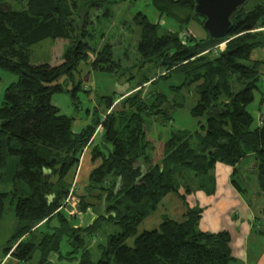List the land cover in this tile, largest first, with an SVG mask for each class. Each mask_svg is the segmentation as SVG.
I'll return each instance as SVG.
<instances>
[{
  "label": "trees",
  "instance_id": "1",
  "mask_svg": "<svg viewBox=\"0 0 264 264\" xmlns=\"http://www.w3.org/2000/svg\"><path fill=\"white\" fill-rule=\"evenodd\" d=\"M26 3L21 11L0 7V69L16 76L3 93L0 105V175L9 158H16L12 169L11 190L0 193V218L10 197L16 219L14 231L3 254L11 253L16 264H50L47 258L59 252L65 237L72 255L81 251L79 264H229L233 261L227 232L206 233L198 229L201 211L188 209L182 221L164 218L157 229L135 237L130 247L125 241L136 235L137 227L179 188L185 195L199 190V179H211L216 163L232 168L231 183L239 188L237 164L244 158L256 159L260 193L264 198V120L255 125L247 110L254 101L260 79V62L250 60L254 49L264 47V0H248L231 19V30L219 39L197 40L189 36L182 42L178 33L187 30L194 15V0H150L160 17L177 23L182 30L158 32L142 13L133 22L138 29L136 53L160 76H142L135 86L118 96L100 98L105 115L95 118L81 132L72 129V119L60 115L50 103L54 93L64 92L56 83L65 75L71 79L81 63L92 71L111 72L120 66L113 60V47L103 44L92 48L86 21L76 25L75 0H18ZM105 0H99L102 2ZM252 2L249 7L247 4ZM110 14L106 9L103 16ZM184 28V29H183ZM45 39L65 43L62 55L51 63L30 64L29 48ZM224 44V49L217 47ZM56 48L55 51H57ZM172 74L184 77L173 89L194 86L196 104L190 115L196 130H178L163 141L150 134V119L164 111L168 121L183 103L170 110L161 93L147 101L148 90ZM75 88V85L73 86ZM75 91V89H74ZM264 102V98H263ZM168 107V106H167ZM101 142L111 146L107 153L92 149V161L99 164L90 172L84 190L88 197L103 204L97 218L85 228L73 227V217L60 210L72 185L75 170L98 129ZM195 136L196 144L192 145ZM235 178V179H234ZM242 190V188L240 187ZM80 209L87 208L81 197ZM57 217L59 227L42 234L33 244L24 239L50 218ZM261 222L264 220L260 213ZM104 222L119 228L98 244L100 257L91 260L87 242L98 236ZM264 235V225L260 226Z\"/></svg>",
  "mask_w": 264,
  "mask_h": 264
},
{
  "label": "rangeland",
  "instance_id": "2",
  "mask_svg": "<svg viewBox=\"0 0 264 264\" xmlns=\"http://www.w3.org/2000/svg\"><path fill=\"white\" fill-rule=\"evenodd\" d=\"M77 7L73 10V19L76 25L82 26L86 21V29L89 31V36L85 39L88 45L92 48L99 49L103 44L110 43L113 47V60L120 61V66L115 67V71L101 72L92 71L88 63H81L77 70L73 72L71 79L62 75L58 78V84H62L64 92L54 93L51 96L50 103L58 109L60 115L66 116L72 119V129L75 133L81 132L84 128L92 124L95 118L102 120L104 118L105 109L100 103V98L108 97L111 95L118 96L123 91L131 90L137 81L142 76H160L162 69L153 70L151 64H145L143 67V60L140 59L136 53L137 45V32L138 29L135 26L133 20L138 13L145 15L150 22L158 23L159 34L165 31H180L182 28L175 22L160 17L157 11L152 6L150 0H105L98 2L99 0H75ZM253 1V0H252ZM252 2L247 4V7ZM9 4L14 11H21L26 8V3L18 0H0L1 5ZM106 9H109L110 14L103 16ZM184 29V28H183ZM186 36H194L197 40L205 38L206 32L203 29L200 20L193 18L187 26ZM188 32V33H187ZM181 31L178 33V37ZM52 39H45L29 48L30 51V64L35 65L37 63H51L55 56L59 58L63 53L65 43L61 46ZM56 48H58L57 51ZM224 49V45L221 46ZM217 51H220L219 46ZM16 81V76L12 75L2 69H0V105L2 103V97L5 88ZM184 82V77L178 74H172L166 79H161L151 87L146 86L144 93L147 92V101H152L157 98L156 93H161L166 103H163L160 109L170 110L169 108L174 103H183V106L176 107L173 111V120L168 121L165 119L166 115L163 111L161 115L150 119V134L154 137H160L163 141H166L171 133L178 130H186L193 133L196 126V119L191 117L190 110L196 104L197 95L194 90V86L184 87L180 90L173 89V87L179 86ZM75 85V88L73 86ZM258 91L254 93V101L247 107V110L252 114L255 119V125L258 123L259 113L264 114V106H261V93L264 90L262 81L258 82ZM75 89V91H74ZM262 91V92H261ZM157 100V99H156ZM168 106V107H167ZM99 128L93 139L98 142V148L107 153L111 150V146L103 145L101 142L102 130ZM96 143V142H95ZM196 144L195 136L192 139V145ZM16 163V158H9L8 165L4 171H1L0 175V193H8L11 190V176L12 169ZM242 167V165H240ZM235 179V178H234ZM236 181L242 188L243 200L247 204L250 212L257 213V208L264 202L260 197V190L256 177L249 175L248 179H242L240 176L236 177ZM199 185H203L199 190L206 195L215 194V173L213 171L211 179L202 178L199 179ZM84 192V191H83ZM259 192V195H258ZM80 193L77 186L74 190V196L78 202L76 209L78 214L80 211ZM85 193V192H84ZM184 194V190L180 187L177 194H169L164 198L158 206V208L137 227V233L135 236L128 238L125 244L128 246L133 245V241L136 236L144 231H152L158 228V225L164 218H169L175 221H182V216L188 211L189 206L185 203V200L179 197ZM262 196V195H261ZM85 197L87 195L85 194ZM91 197V196H90ZM93 198V197H91ZM91 199L86 198L87 207H91ZM92 201V200H91ZM93 203V202H92ZM96 204H98L96 200ZM14 204H12L9 197L5 203V210L2 218L0 219V256L3 248L6 245L7 240L10 238L15 227V216L13 212ZM84 211V210H83ZM236 212V215L234 213ZM233 222H240L245 217V208L243 204L234 206L227 214ZM256 215L254 214L253 217ZM226 218V217H225ZM184 219V218H183ZM224 219V218H222ZM209 219L204 220V224ZM232 225V224H231ZM229 227V226H228ZM231 230L235 239V246L238 247V231L240 226H237ZM198 229L200 224L198 222ZM119 231V228L112 223L104 222L102 228L94 239H89L87 242L89 251L91 253V259L96 262L100 256V252L97 249L98 244H105L107 235L114 234ZM243 235V234H242ZM71 250V246L68 245L66 240H63L60 245L61 254L65 255ZM239 248L235 251L236 255L239 253ZM76 256L81 255L79 251ZM38 257V251L33 253L31 259L32 264H36L35 260ZM62 263L68 264V261L61 259ZM75 262V261H72Z\"/></svg>",
  "mask_w": 264,
  "mask_h": 264
},
{
  "label": "crops",
  "instance_id": "3",
  "mask_svg": "<svg viewBox=\"0 0 264 264\" xmlns=\"http://www.w3.org/2000/svg\"><path fill=\"white\" fill-rule=\"evenodd\" d=\"M262 30H264V28ZM250 60L254 62H260L259 81H262L264 86V47L254 49L250 55ZM262 91H261L262 93H261L260 104L263 107L264 90ZM124 93H126V91H123L121 94ZM258 118H259L258 120L260 121L264 120V114L260 112ZM97 146H98V142L94 138L91 144L84 151L79 166L75 170L72 182L76 181V186L78 191L82 192V194L80 193V197L85 196L86 193H84L83 191L87 186L88 176L90 172L99 164L98 160L93 162L91 158L92 149ZM240 165H242V167H240ZM256 166H257L256 160L252 157H247L239 161L237 167L239 168L240 171V177L244 180V179H248L249 175H252L256 177V181H257ZM214 173L216 179L215 194L206 195L202 191H196L195 193L185 195V203L188 204L189 209L194 208V209H199L201 211L200 219H199V224L201 229L200 231L206 233H218L224 231L229 234L231 255L233 257V261H231L229 264H264V235L261 234L259 231L263 221L261 222L258 219L260 218L261 210L264 207V202L263 205L261 204L257 208L256 211L257 213L250 212L247 204L243 200V196H242L243 191L240 189V187L237 188L235 187V185L231 183L232 168L221 163H216L214 167ZM261 195L260 197L263 201L264 198ZM86 198L92 200V201L90 200L91 207H87L84 211H80L81 215L72 218L73 227L85 228L88 225L92 224V222L98 216L97 212L94 211L93 207L96 206L98 212L104 210L103 204H100V202L98 201H97L98 204H96V200L92 199L91 197L87 196ZM241 204H243L245 208V217L241 219L239 223L236 221L233 222L232 219L227 214L234 206L236 207V205H241ZM254 214L256 215L255 217H253ZM234 215H236V212L234 213ZM181 218L183 220L184 217L182 216ZM205 219H209L206 224H204ZM238 225L240 226L237 234L239 243H238V247H236L235 239L233 237L231 230L235 228V232H236ZM58 227L59 224L57 221V217H52L46 223L41 224L37 229L33 230L29 235L25 236L24 239L33 244H37L40 241L42 234H52V232L56 230ZM63 240H66V242L68 243L65 237L62 239V241ZM238 248H239L238 250L239 253L238 255H236L235 251ZM3 250L0 256V264H16L17 261L11 255V253L9 252L6 255H4ZM70 252L71 250L67 252L65 255L61 254L60 246H59V252L50 253L47 258V261L50 264H65L60 261L61 259H63L68 261V264H79L80 256L75 255L78 252L69 255ZM38 259H39V252H38V257L35 260L36 263Z\"/></svg>",
  "mask_w": 264,
  "mask_h": 264
},
{
  "label": "water",
  "instance_id": "4",
  "mask_svg": "<svg viewBox=\"0 0 264 264\" xmlns=\"http://www.w3.org/2000/svg\"><path fill=\"white\" fill-rule=\"evenodd\" d=\"M247 2L248 0H194L193 13L203 19L202 27L208 37L219 39L229 33L232 17ZM8 11H11V7ZM261 213L264 218V207ZM262 224L264 225V220Z\"/></svg>",
  "mask_w": 264,
  "mask_h": 264
},
{
  "label": "built area",
  "instance_id": "5",
  "mask_svg": "<svg viewBox=\"0 0 264 264\" xmlns=\"http://www.w3.org/2000/svg\"><path fill=\"white\" fill-rule=\"evenodd\" d=\"M187 30L182 31L179 34V39L182 42H185V39L187 38L186 36V32ZM188 33V32H187ZM224 44L219 45L220 50H223L221 48V46H223ZM261 123V121H259ZM81 160V159H80ZM76 189V181L72 182V185L69 189V192L60 208V210H62V212H64V214H66L69 217H75L78 213V210L76 209V205L78 206V202L74 196V190Z\"/></svg>",
  "mask_w": 264,
  "mask_h": 264
}]
</instances>
